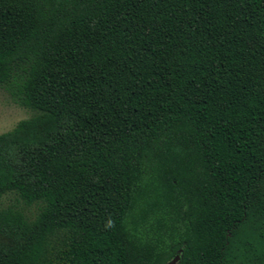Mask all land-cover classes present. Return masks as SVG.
Wrapping results in <instances>:
<instances>
[{
    "label": "trees",
    "instance_id": "16d2710c",
    "mask_svg": "<svg viewBox=\"0 0 264 264\" xmlns=\"http://www.w3.org/2000/svg\"><path fill=\"white\" fill-rule=\"evenodd\" d=\"M0 85V264H264V0H0Z\"/></svg>",
    "mask_w": 264,
    "mask_h": 264
},
{
    "label": "rangeland",
    "instance_id": "374dc122",
    "mask_svg": "<svg viewBox=\"0 0 264 264\" xmlns=\"http://www.w3.org/2000/svg\"><path fill=\"white\" fill-rule=\"evenodd\" d=\"M17 76H15V81ZM17 84L15 85V89ZM13 89L8 86L0 85V133L13 129L19 121L29 118L35 114V111L29 107L23 106L16 95L12 94ZM9 204H17L25 213L33 218L38 212L39 204L27 205L15 192H10L0 197V209Z\"/></svg>",
    "mask_w": 264,
    "mask_h": 264
},
{
    "label": "water",
    "instance_id": "95a60500",
    "mask_svg": "<svg viewBox=\"0 0 264 264\" xmlns=\"http://www.w3.org/2000/svg\"><path fill=\"white\" fill-rule=\"evenodd\" d=\"M182 249L179 250V254H177L172 260H170L167 264H177V262L180 260V253Z\"/></svg>",
    "mask_w": 264,
    "mask_h": 264
}]
</instances>
